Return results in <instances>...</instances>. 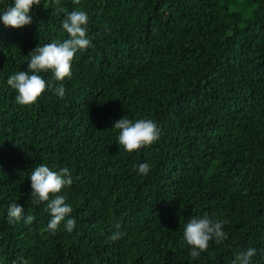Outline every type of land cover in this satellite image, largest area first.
Here are the masks:
<instances>
[{"label":"trees","instance_id":"1","mask_svg":"<svg viewBox=\"0 0 264 264\" xmlns=\"http://www.w3.org/2000/svg\"><path fill=\"white\" fill-rule=\"evenodd\" d=\"M13 2L0 0V14ZM59 6L86 12L91 46L70 78L39 73L52 88L30 105L7 79L28 71L38 45L68 38L65 12L41 0L31 24L0 21V264H234L249 248L251 264H264V0ZM125 116L153 120L159 140L125 151L113 127ZM40 164L71 173L58 194L73 209L71 232L66 220L50 231L46 204L32 198ZM13 202L25 211L9 222ZM205 214L226 221V238L192 258L184 226ZM116 223L124 235L112 241Z\"/></svg>","mask_w":264,"mask_h":264},{"label":"clouds","instance_id":"2","mask_svg":"<svg viewBox=\"0 0 264 264\" xmlns=\"http://www.w3.org/2000/svg\"><path fill=\"white\" fill-rule=\"evenodd\" d=\"M73 2L79 4L80 0H73ZM54 3L57 14L65 12L62 28L68 38L62 42L53 41L43 46L38 45L29 53L28 71H19L7 79V84L17 92L16 102L22 106L35 103L47 89L52 88V85L46 82L39 73L51 71L56 81L70 78L75 54L78 50H84L91 46V41L87 36L88 16L86 12L74 10L67 13L59 6V0H54ZM40 4L41 0H14L13 5L0 14V21L6 27L23 28L32 23L30 16L32 7ZM43 6L46 7L47 4ZM54 94L61 98L64 97L63 84L54 89ZM113 127L119 130L118 144L130 153L152 145L160 138V129L150 119L133 122L125 116L115 122ZM138 172L141 175H148L150 165L148 163L140 164ZM30 180L34 202L36 204L45 203L46 211L50 213L48 229L55 232L61 222L66 220V230L71 232L76 225V220L74 218L66 219V217L71 215L73 209L66 203L63 195H58L65 186L72 184L69 169L65 167L59 171H53L47 165L40 164L30 173ZM24 211V208L16 202L11 203L8 207L9 222L19 221ZM33 220L34 217L28 215L24 222L31 224ZM225 223L226 221L210 217L207 214L203 217L191 218L183 230V239L191 248L190 256L199 258L201 253L208 249L210 241H223L226 238V233L223 231ZM113 228L109 239L118 241L124 235L120 230L121 225L116 223ZM254 255H256V249L249 248L236 257L234 264H251Z\"/></svg>","mask_w":264,"mask_h":264}]
</instances>
